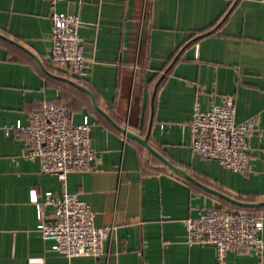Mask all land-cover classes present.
Segmentation results:
<instances>
[{"label": "crops", "instance_id": "1", "mask_svg": "<svg viewBox=\"0 0 264 264\" xmlns=\"http://www.w3.org/2000/svg\"><path fill=\"white\" fill-rule=\"evenodd\" d=\"M76 13L89 61L76 79L51 65L49 0H0V264H216L213 245L187 240L185 219L228 202L174 171L119 125L142 137L199 182L245 201L264 200V0H61ZM225 96L236 119L257 116L247 138L250 169L233 171L196 154L191 122L199 102L208 110ZM65 105L75 124L89 118L98 160L64 179L27 157L24 136L5 127L27 124L40 100ZM36 189L45 220L54 207L46 192L78 193L98 227L114 234L98 257L68 258L38 228ZM264 213V206L257 208ZM254 212V211H253ZM264 236V230H263ZM40 258L42 261H31ZM228 264H264V256L230 251Z\"/></svg>", "mask_w": 264, "mask_h": 264}, {"label": "built area", "instance_id": "2", "mask_svg": "<svg viewBox=\"0 0 264 264\" xmlns=\"http://www.w3.org/2000/svg\"><path fill=\"white\" fill-rule=\"evenodd\" d=\"M60 1L49 0L53 23L51 65L73 78L83 79L90 68L80 34L83 21L76 13L58 10L56 6ZM258 123L257 116L237 121L232 96H225L208 110H202L196 102L191 122L192 149L202 157L218 160L233 171L247 172L250 169L247 138L257 130ZM91 129L88 117L75 124L65 105L47 98L39 101L27 124L18 122L6 126L5 133L24 136L27 157L39 160L44 172L55 173L64 179L70 172L89 170L98 160V151L91 142ZM31 192V200L38 211V228L45 239L54 240V250L68 258L103 254L105 242L113 236L115 226L98 227L94 210L78 193L65 190L57 195L46 192L45 203L54 207L53 219L47 221L36 189ZM184 223L190 244L214 246L216 264H228L230 251L259 258L264 256V213L212 207L197 217L185 219ZM31 261L42 259L33 258Z\"/></svg>", "mask_w": 264, "mask_h": 264}, {"label": "water", "instance_id": "3", "mask_svg": "<svg viewBox=\"0 0 264 264\" xmlns=\"http://www.w3.org/2000/svg\"><path fill=\"white\" fill-rule=\"evenodd\" d=\"M0 37L4 38L8 41H11L12 43L17 44L18 46H20L21 48H23L24 50H26L29 54H31L43 67V69L46 70V68L44 67V65L41 63L40 59L38 58V56H36V54H34L33 52H31L29 49H27L25 46L19 44L18 42H15L14 40H12L11 38L5 36L4 34L0 33ZM63 79L69 81L70 83L74 84L76 87L80 88L81 90H83L84 92H86L87 94H89V96L91 97L94 105L96 106V108L102 113L104 114L122 133H124L125 135L135 138L137 139L139 142H141L146 148H148L151 152H153L156 156H158L160 158V160L165 163L168 167H170L171 169H173L174 171L178 172L179 174L185 176L186 178L194 181L195 183H197L198 185H200L201 187H203L204 189L208 190L209 192H212L213 194L220 196L221 198L227 200L228 202L235 204L236 206L239 207H243V208H259V207H263L264 206V200L263 201H245V200H241L238 198H235L223 191L217 190L215 188H212L206 184H203L201 182H199L198 180H196L194 177H192L187 171L183 170L182 168L178 167L177 165L173 164L172 162H170V160H168L162 153H160L156 148H154L148 140V136L142 137L132 131H129L127 128L119 125L118 123H116L109 114H107L106 111H104L97 103L96 98L93 94V92L86 87L85 85H83L82 83L70 79V78H66L63 77Z\"/></svg>", "mask_w": 264, "mask_h": 264}, {"label": "trees", "instance_id": "4", "mask_svg": "<svg viewBox=\"0 0 264 264\" xmlns=\"http://www.w3.org/2000/svg\"><path fill=\"white\" fill-rule=\"evenodd\" d=\"M228 210H233V211H235V210H249V211H254V212L259 211L257 208H243V207H239L236 205L233 208H228Z\"/></svg>", "mask_w": 264, "mask_h": 264}]
</instances>
